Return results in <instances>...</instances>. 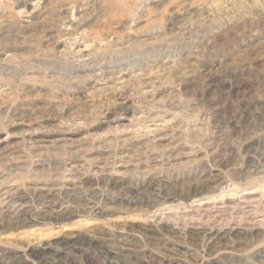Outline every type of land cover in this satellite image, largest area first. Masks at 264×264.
<instances>
[{"label": "rangeland", "instance_id": "obj_1", "mask_svg": "<svg viewBox=\"0 0 264 264\" xmlns=\"http://www.w3.org/2000/svg\"><path fill=\"white\" fill-rule=\"evenodd\" d=\"M0 264H264V0H0Z\"/></svg>", "mask_w": 264, "mask_h": 264}, {"label": "bare ground", "instance_id": "obj_2", "mask_svg": "<svg viewBox=\"0 0 264 264\" xmlns=\"http://www.w3.org/2000/svg\"><path fill=\"white\" fill-rule=\"evenodd\" d=\"M111 202L113 201V199L112 200H110ZM115 203V202H114Z\"/></svg>", "mask_w": 264, "mask_h": 264}]
</instances>
